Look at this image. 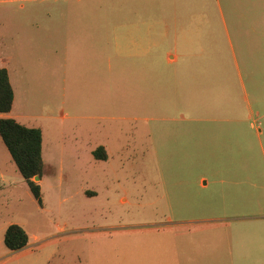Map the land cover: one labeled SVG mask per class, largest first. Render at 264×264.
Segmentation results:
<instances>
[{"label": "rangeland", "instance_id": "rangeland-1", "mask_svg": "<svg viewBox=\"0 0 264 264\" xmlns=\"http://www.w3.org/2000/svg\"><path fill=\"white\" fill-rule=\"evenodd\" d=\"M189 1L0 0V66L17 71L18 109L52 118L42 204L0 137V264H264V118L238 123L235 71L187 69L186 54L164 64L183 51L173 35L190 28L176 20ZM127 30L158 46L125 60ZM11 225L27 248L6 247Z\"/></svg>", "mask_w": 264, "mask_h": 264}, {"label": "crops", "instance_id": "crops-1", "mask_svg": "<svg viewBox=\"0 0 264 264\" xmlns=\"http://www.w3.org/2000/svg\"><path fill=\"white\" fill-rule=\"evenodd\" d=\"M5 1H10L13 4L20 3L21 8H24L23 3L31 0ZM187 5L190 7L187 15L184 18L181 16L176 17V20L180 21L187 18L188 22L191 23L190 28L173 35L175 47L177 48V45L182 44L183 51L181 53L178 48L167 51L164 54L165 67H174L179 64L182 56L185 57L186 54L189 59H192L189 64L190 67L187 69L201 70L204 68L208 71H220V80H223V76L225 77L222 71H235L234 82L238 91L234 95L238 98L239 108L241 109L239 111L241 120L238 123H246L251 130H254L255 126L250 121L252 116L255 114L260 118H264V0H190L187 2ZM196 5L204 7L198 11V14L194 8ZM193 12L196 14H193ZM129 33L132 35L130 40L125 43L123 51L125 60L148 57L147 55L154 52L152 48L158 46V44L154 43L149 45L147 36L137 31L131 33L127 30L128 35ZM153 36L151 35V37ZM156 36L166 38L168 34H156ZM207 38L212 39L210 44L204 40ZM207 54H228L231 59L228 62H224L221 59L217 63H207L204 67L200 66L197 61H194V58ZM98 62H94L96 69L94 67L90 68L92 69V74L96 70L99 77ZM111 67L112 65L108 62V69L110 70ZM0 69L7 70L14 91L13 108L7 114L0 113V119H13L29 128L41 129L43 133V160L45 164V130L42 120L49 118V116H46V118L42 115H32L18 109L17 92L12 82V76L14 74L17 75V71H10L5 66H0ZM63 72L66 73V71ZM132 72L133 70L130 69V73ZM130 73L128 72L127 74L129 75ZM66 74H68V71ZM139 74L142 77V66L140 67ZM18 76L21 79L23 75L20 73ZM190 76H188L189 80L193 81ZM61 82L64 83L63 87H65L67 80L61 79ZM193 82L196 83V81ZM194 109L196 108L194 107ZM61 114L62 118L68 117V115H65L64 109L61 110ZM49 119L52 120V118ZM202 119L211 122L219 121L216 118H208L207 116H204ZM260 133H262V130H260ZM103 148L107 153V147L103 146ZM220 182L223 183L224 181ZM39 184L41 185V181ZM209 185L210 181L205 179L202 185L205 190Z\"/></svg>", "mask_w": 264, "mask_h": 264}, {"label": "trees", "instance_id": "trees-1", "mask_svg": "<svg viewBox=\"0 0 264 264\" xmlns=\"http://www.w3.org/2000/svg\"><path fill=\"white\" fill-rule=\"evenodd\" d=\"M14 91L7 70L0 69V113L7 114L13 108ZM0 137L7 147L19 173L26 181L36 200L42 204V192L36 177L42 179L44 172L43 133L39 128H29L13 119H0ZM97 160H107L103 147L94 152ZM30 236L20 225H11L5 234V245L13 252L25 249Z\"/></svg>", "mask_w": 264, "mask_h": 264}, {"label": "water", "instance_id": "water-1", "mask_svg": "<svg viewBox=\"0 0 264 264\" xmlns=\"http://www.w3.org/2000/svg\"><path fill=\"white\" fill-rule=\"evenodd\" d=\"M34 181H35V182H40L41 179H40V177H36V178L34 179Z\"/></svg>", "mask_w": 264, "mask_h": 264}]
</instances>
